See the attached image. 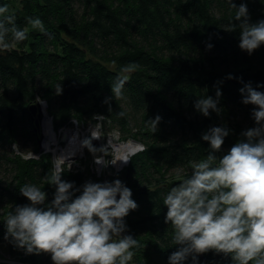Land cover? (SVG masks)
Segmentation results:
<instances>
[{
  "label": "trees",
  "instance_id": "1",
  "mask_svg": "<svg viewBox=\"0 0 264 264\" xmlns=\"http://www.w3.org/2000/svg\"><path fill=\"white\" fill-rule=\"evenodd\" d=\"M245 3L248 22L264 20V0ZM8 14L28 30V38L0 51V244L9 259L25 264H53L49 253L27 254L6 240L4 221L17 206L30 202L20 193L35 185L51 204L56 187L46 177L52 159L39 153L30 106L44 100L54 127L76 119L117 131L122 140L139 141L127 166L115 174L96 175L90 167H63L62 180L81 189L86 182L121 180L138 207L125 217L138 241L129 264H169L173 229L165 223L164 198L191 165L211 151L202 135L212 127L229 130L218 157L256 126L254 105L242 103L246 86L264 93V45L251 55L239 47V22L230 0H0ZM38 17L44 32L27 18ZM237 25L235 30H227ZM135 65L131 73L126 66ZM127 75L121 98L111 86ZM241 89H245L241 93ZM221 96L217 98V91ZM218 99L208 117L195 108L201 98ZM107 101V102H106ZM123 113V116L119 113ZM161 119L153 133L148 121ZM67 121V122H66ZM18 145L20 153L13 151ZM29 151L38 157L26 158ZM80 191H74L79 196ZM0 264H12L3 261ZM184 264H193L189 256ZM196 264H233L230 256L209 251Z\"/></svg>",
  "mask_w": 264,
  "mask_h": 264
},
{
  "label": "clouds",
  "instance_id": "2",
  "mask_svg": "<svg viewBox=\"0 0 264 264\" xmlns=\"http://www.w3.org/2000/svg\"><path fill=\"white\" fill-rule=\"evenodd\" d=\"M234 21L239 22L242 51L251 55L264 45V20L248 22L245 3L237 7ZM7 5L0 6V51L28 38V30L20 28L16 16L8 14ZM32 29L44 32L38 17L27 18ZM237 25L227 30H235ZM135 65L123 68L131 73ZM128 76L117 77L111 86L114 98H121ZM242 103L254 105L252 116L256 126L244 131L224 155L218 157L229 130L212 127L202 135L211 151L193 162L191 174L180 180L164 198L167 208L165 223L173 229L177 250L169 256V264H184L189 256L209 251L230 256L233 264H264V93L246 86ZM245 89H241L243 94ZM217 98L221 96L218 90ZM107 102V101H106ZM218 99L201 98L195 108L208 117L218 112ZM123 116V113H119ZM161 118L148 121L157 130ZM95 151L90 140L83 141ZM13 151L20 153L13 144ZM29 151V156L33 157ZM125 163L127 161H124ZM62 158L53 160L48 184L56 187L54 198L46 208L47 193L35 185H24L20 193L30 202L17 206L4 221L5 239L27 254L49 253L53 264H129L138 247L137 239L124 235L125 217L137 209L132 192L121 180L86 182L81 189L62 180ZM74 191H80L74 196Z\"/></svg>",
  "mask_w": 264,
  "mask_h": 264
},
{
  "label": "rangeland",
  "instance_id": "3",
  "mask_svg": "<svg viewBox=\"0 0 264 264\" xmlns=\"http://www.w3.org/2000/svg\"><path fill=\"white\" fill-rule=\"evenodd\" d=\"M36 101L40 102L41 106L43 104L46 105V107L44 106L42 108V110H43L44 113L48 114V116L52 117L50 115V113H48V111H47L46 102L44 100H40V99H37ZM67 121H68L67 124L69 125L70 120H67ZM41 124L42 123H40V126H39L40 135H41V132H42ZM52 125H53V120H52ZM72 125H69L70 128H72L73 131L74 130L78 131L82 141H84L86 139L90 140L91 146H92V148L95 149V151H90L88 147H84L83 148L84 156L81 157L79 155V156L73 157L74 159L71 160V161L66 162L63 165V167H67V168L71 167L70 169H74V168H78V166H79V168L82 169L83 166L84 167L85 166H88V167L91 166L94 169L95 172H97V173L100 172V174L103 175V176H105L106 174H112L113 175L116 172H119V171L123 170L124 167L118 170L115 167V165L110 166V164L108 165L106 163V161H107L106 159H108L110 157V153H111V149L110 148H112V146L114 144L119 142V139L117 138V134H115V135L106 134V133L102 132L99 129V131H100V132L98 131V140H99V142L94 143V142H92L91 135L95 131V128L87 126V125L82 127L80 124L73 125V126ZM129 141H132V143L134 144L132 146V148H134L133 151L127 153V155H129V159H130V157L135 153V150H137V149L140 150V148L143 149V145L139 141H134L132 139H129ZM43 144L45 146V142H43ZM138 144H141V147H139ZM41 145H42V141H41ZM107 145H110V146L107 147ZM65 149H66L65 145H61L60 148H59V151L65 150ZM42 150L43 151L39 152V153H48L51 156V159H52L53 155H52L51 151H47L46 152L45 148H43ZM36 155L39 156L40 154H36ZM83 157H87V159L84 160ZM92 158H93V162H92ZM102 159H103L104 162L102 161ZM100 163H101V165H100ZM128 163H129V161H128ZM128 163L126 164V166L128 165ZM0 252H1V254H4V258H5L4 260L6 262H9V263H12V264H25V263H21V262L15 261L13 259H9L8 255L6 254V251L4 249V246L1 245V244H0Z\"/></svg>",
  "mask_w": 264,
  "mask_h": 264
},
{
  "label": "built area",
  "instance_id": "4",
  "mask_svg": "<svg viewBox=\"0 0 264 264\" xmlns=\"http://www.w3.org/2000/svg\"><path fill=\"white\" fill-rule=\"evenodd\" d=\"M46 122H48L49 128H50V132H51L50 133L51 134V139L48 142H46L47 138H46V135H45V133L47 132ZM41 123H42L41 124L42 148H45L46 152L47 151H51L52 152V155H53L52 156V162L56 158H62L64 160V163H66L68 161L73 160L74 159L73 157H76V156H79V155L81 157L84 156L83 148L86 147V146H84L83 141L81 140L78 131L77 130L73 131L72 128H70V126H69V125H72L73 123H74L73 125L80 124L76 119L70 120L69 125L66 123V124L61 125L59 127H54V124L52 125V117L48 116V114L45 113V118L42 120ZM80 125L82 127L86 126V125H83V124H80ZM87 126L95 128V131L91 135L92 142H94V143L99 142V140H98V131H99V129L102 132H104L103 128L101 127V124L87 125ZM106 134H113V135L117 134V138L119 139V142L114 144L112 146V148H110L111 149L110 157L108 159H106L107 160L106 163L108 165L109 164H110V166L115 165V167L119 170V169L125 167L126 164L129 161V155L126 154L124 156L123 161L121 163H119V165H117V163L121 159L123 147L124 146H128L130 144L133 146L134 144L132 143V141H129V139L128 140H122L120 138L119 133L117 131L107 132ZM72 137H75L76 140L80 142V144L82 145V149L80 151H77V153H75V154H68L69 151H67V153H64V151L67 149V145L70 142ZM63 138H64V141H62ZM43 142H45V146H44ZM61 145H65L66 149L59 151V148H60ZM138 145H139V147H141V144H138ZM109 146L110 145H107V147H109ZM140 150H141V148H140ZM138 151H139L138 149L135 150V153L138 152ZM63 153H64V155H63ZM34 156L38 157V155H34ZM83 158H84V160L87 159V157H83ZM102 161H103V159H102ZM124 161H127V162L125 163ZM92 162H93V158H92ZM100 165H101V163H100ZM70 168L71 167H68L69 170H74V171H76V169H77V168H74V169H70ZM84 168L85 167L83 166L82 169H80L79 166H78V169H80V170H84ZM90 169L94 173H96V175H98V176L101 175L100 172L99 173L95 172L94 169L91 166H90ZM3 261H5V260L3 259Z\"/></svg>",
  "mask_w": 264,
  "mask_h": 264
},
{
  "label": "bare ground",
  "instance_id": "5",
  "mask_svg": "<svg viewBox=\"0 0 264 264\" xmlns=\"http://www.w3.org/2000/svg\"><path fill=\"white\" fill-rule=\"evenodd\" d=\"M44 106L42 105V108ZM46 127H47V132L45 133L47 141L48 142L51 139V132H50V128H49V124L48 122H46ZM82 149V145L80 144L79 141L76 140L75 137H72L70 142L67 145V149L64 151V153H67V151H69L68 154H75L77 153V151H80ZM134 148H132V145H128V146H124L123 150H122V156L120 161L117 163V165H119V163H121L124 159V156L128 153V152H132ZM63 153V155H64Z\"/></svg>",
  "mask_w": 264,
  "mask_h": 264
},
{
  "label": "water",
  "instance_id": "6",
  "mask_svg": "<svg viewBox=\"0 0 264 264\" xmlns=\"http://www.w3.org/2000/svg\"><path fill=\"white\" fill-rule=\"evenodd\" d=\"M43 106H46V105L43 104ZM30 112H31L32 119H33L34 124H35V128H36V130H38L39 129V126H40V123L45 118V113L42 110V106H41L40 102H38V101L34 102L30 106ZM64 138L62 139V141H64ZM41 141H42V137L40 135L38 137V140H37L38 146H39V152H42L43 151L42 150L43 148H42V145H41Z\"/></svg>",
  "mask_w": 264,
  "mask_h": 264
}]
</instances>
